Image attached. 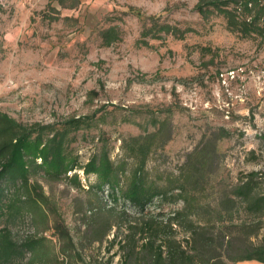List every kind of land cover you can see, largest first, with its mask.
<instances>
[{
    "label": "rangeland",
    "instance_id": "374dc122",
    "mask_svg": "<svg viewBox=\"0 0 264 264\" xmlns=\"http://www.w3.org/2000/svg\"><path fill=\"white\" fill-rule=\"evenodd\" d=\"M80 1L69 10L50 0H0V112L25 125L56 128L73 118H93L95 127L73 133L68 145L81 166L103 148L124 164L126 140L168 121L171 139L150 157V181L177 175L189 154L216 138V184H237L254 171L264 178V37L232 33L218 14L203 19L195 11L199 0ZM150 16L194 32L184 40L167 36L138 47L144 30L152 28ZM111 27L122 41L106 47L100 33ZM99 118L107 123L98 124ZM225 132L229 136L221 138ZM68 176L33 182L70 229L78 264H123L117 244L122 238L114 242L117 228L99 242L93 228L113 222L112 207L133 219L139 215L123 200L116 203L109 187L99 191L97 175L76 170ZM125 180L120 175L121 184ZM156 207L155 214L168 219L183 204L157 203L151 211ZM29 220L13 228L15 239L35 233ZM46 235L55 240L53 232ZM263 242L264 223L253 239L255 245Z\"/></svg>",
    "mask_w": 264,
    "mask_h": 264
},
{
    "label": "trees",
    "instance_id": "16d2710c",
    "mask_svg": "<svg viewBox=\"0 0 264 264\" xmlns=\"http://www.w3.org/2000/svg\"><path fill=\"white\" fill-rule=\"evenodd\" d=\"M52 3L73 10L81 1L50 0L49 5ZM195 11L205 20L214 14L223 16L232 33L264 37V0H199ZM2 14L0 4V22ZM149 20L152 28L144 30L138 47H149L148 39L172 36L184 40L194 32L161 22L157 16ZM100 35L106 47L122 41L117 27ZM97 121L107 123L105 118ZM124 121L128 122V118ZM95 125V120L87 116L70 119L62 128L53 124L25 125L0 112V264H78L80 252L70 229L43 187L33 182L38 176L60 182L76 170L97 175L99 191L109 187L116 203L123 200L139 215V219H133L127 211L118 213L112 207L108 213L113 222L106 219L93 228L97 242L117 228L114 242L122 238L117 244L123 264H264V242L253 243L263 229L264 178L254 171L243 174L237 184H216L218 171L213 168V158L219 138L189 154L177 175L167 174L152 182L148 162L171 139L168 121L155 122L159 128L153 133L126 140L124 164L113 162L110 152L103 148L81 166L68 150L70 137ZM120 175L126 177L124 184ZM73 180L79 182V176ZM157 203H182L183 207L166 219L162 212L155 214L160 207L151 211ZM26 218L35 233L17 240L13 228ZM49 232H53L55 240L48 238Z\"/></svg>",
    "mask_w": 264,
    "mask_h": 264
},
{
    "label": "crops",
    "instance_id": "0c3cea01",
    "mask_svg": "<svg viewBox=\"0 0 264 264\" xmlns=\"http://www.w3.org/2000/svg\"><path fill=\"white\" fill-rule=\"evenodd\" d=\"M48 0H46V2H47ZM240 264H263V263H260V262H258V261H245V262H242V263H240Z\"/></svg>",
    "mask_w": 264,
    "mask_h": 264
}]
</instances>
